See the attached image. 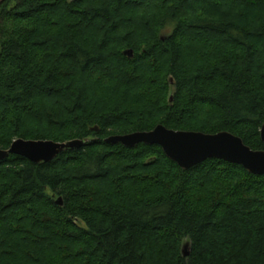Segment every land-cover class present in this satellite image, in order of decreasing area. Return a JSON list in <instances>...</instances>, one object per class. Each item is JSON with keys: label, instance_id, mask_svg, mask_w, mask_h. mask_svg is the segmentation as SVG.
<instances>
[{"label": "trees", "instance_id": "16d2710c", "mask_svg": "<svg viewBox=\"0 0 264 264\" xmlns=\"http://www.w3.org/2000/svg\"><path fill=\"white\" fill-rule=\"evenodd\" d=\"M263 124L264 0H6L0 150L85 144L0 162V264H264V176L105 143L161 125L264 152Z\"/></svg>", "mask_w": 264, "mask_h": 264}, {"label": "water", "instance_id": "95a60500", "mask_svg": "<svg viewBox=\"0 0 264 264\" xmlns=\"http://www.w3.org/2000/svg\"><path fill=\"white\" fill-rule=\"evenodd\" d=\"M6 0H0V6ZM132 59L133 52L123 53ZM172 97L169 98V102ZM93 131H97L96 128ZM260 138L264 143V124L260 129ZM110 145H121L132 149L138 145L157 146L163 154L181 170H190L208 160H220L242 167L254 176H264V152L253 151L245 146L241 139L228 132L207 135L200 132H176L158 125L150 132H136L121 136H112L105 140ZM85 142L80 140L66 143L52 141H14L8 150H0V162L10 156L24 158L33 164H48L64 152L80 150ZM62 206V200L56 201ZM189 256L188 244L182 248V257Z\"/></svg>", "mask_w": 264, "mask_h": 264}]
</instances>
